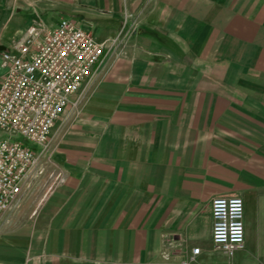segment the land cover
I'll return each instance as SVG.
<instances>
[{"label":"crops","instance_id":"obj_1","mask_svg":"<svg viewBox=\"0 0 264 264\" xmlns=\"http://www.w3.org/2000/svg\"><path fill=\"white\" fill-rule=\"evenodd\" d=\"M63 18L100 42L137 30L56 123L66 181L4 215L0 264H264V0H0V47ZM235 196L230 257L211 207Z\"/></svg>","mask_w":264,"mask_h":264},{"label":"built area","instance_id":"obj_2","mask_svg":"<svg viewBox=\"0 0 264 264\" xmlns=\"http://www.w3.org/2000/svg\"><path fill=\"white\" fill-rule=\"evenodd\" d=\"M136 30L100 42L90 30L63 18L52 29L31 25L13 48L1 52L6 73L0 81V223L44 177L48 193L65 183L51 139L55 125L68 108L77 111L83 88L95 78L107 49L126 43ZM211 210L212 242L233 257L245 247V202L217 197ZM199 253L193 249V259Z\"/></svg>","mask_w":264,"mask_h":264},{"label":"water","instance_id":"obj_3","mask_svg":"<svg viewBox=\"0 0 264 264\" xmlns=\"http://www.w3.org/2000/svg\"><path fill=\"white\" fill-rule=\"evenodd\" d=\"M0 50L6 51L7 48L6 47H0Z\"/></svg>","mask_w":264,"mask_h":264},{"label":"rangeland","instance_id":"obj_4","mask_svg":"<svg viewBox=\"0 0 264 264\" xmlns=\"http://www.w3.org/2000/svg\"><path fill=\"white\" fill-rule=\"evenodd\" d=\"M48 185V184H47Z\"/></svg>","mask_w":264,"mask_h":264}]
</instances>
